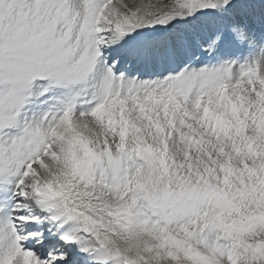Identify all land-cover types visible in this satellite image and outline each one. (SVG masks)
I'll return each instance as SVG.
<instances>
[{
  "label": "snow or ice",
  "instance_id": "snow-or-ice-1",
  "mask_svg": "<svg viewBox=\"0 0 264 264\" xmlns=\"http://www.w3.org/2000/svg\"><path fill=\"white\" fill-rule=\"evenodd\" d=\"M0 264H264V0H0Z\"/></svg>",
  "mask_w": 264,
  "mask_h": 264
}]
</instances>
